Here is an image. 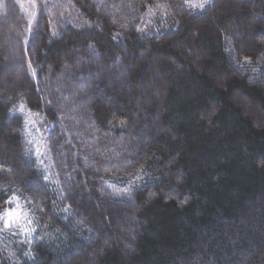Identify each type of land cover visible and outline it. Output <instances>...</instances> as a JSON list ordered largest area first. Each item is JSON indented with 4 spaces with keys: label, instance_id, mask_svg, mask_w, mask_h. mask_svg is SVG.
<instances>
[{
    "label": "trees",
    "instance_id": "trees-1",
    "mask_svg": "<svg viewBox=\"0 0 264 264\" xmlns=\"http://www.w3.org/2000/svg\"><path fill=\"white\" fill-rule=\"evenodd\" d=\"M35 1L0 15V264H264V0Z\"/></svg>",
    "mask_w": 264,
    "mask_h": 264
},
{
    "label": "rangeland",
    "instance_id": "rangeland-1",
    "mask_svg": "<svg viewBox=\"0 0 264 264\" xmlns=\"http://www.w3.org/2000/svg\"><path fill=\"white\" fill-rule=\"evenodd\" d=\"M12 1L19 5L21 12L28 20L27 36H30L39 13V6L37 2L35 0ZM7 2L8 0H0V15L5 12V4ZM30 134L35 135V131H31ZM6 221H10L9 226H6L7 229L17 230L21 235H26L28 233L29 213L23 204L19 202H13L11 204V208L7 212H5L4 222Z\"/></svg>",
    "mask_w": 264,
    "mask_h": 264
},
{
    "label": "snow or ice",
    "instance_id": "snow-or-ice-1",
    "mask_svg": "<svg viewBox=\"0 0 264 264\" xmlns=\"http://www.w3.org/2000/svg\"><path fill=\"white\" fill-rule=\"evenodd\" d=\"M195 6H197V7H204V4L203 3H199V4H196ZM9 216H10V214H9ZM0 219H3V217H0ZM9 224H10V221H6L5 222V226H9Z\"/></svg>",
    "mask_w": 264,
    "mask_h": 264
}]
</instances>
